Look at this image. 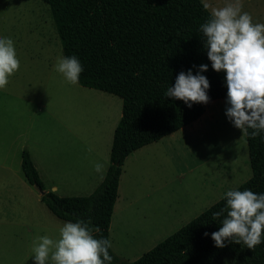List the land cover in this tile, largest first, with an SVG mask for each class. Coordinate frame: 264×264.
<instances>
[{"label":"rangeland","instance_id":"1","mask_svg":"<svg viewBox=\"0 0 264 264\" xmlns=\"http://www.w3.org/2000/svg\"><path fill=\"white\" fill-rule=\"evenodd\" d=\"M203 2L211 11L234 0ZM241 2L254 23H264V0ZM2 37L14 41L20 68L0 89V264H34V241L59 239V229L69 221L52 213L39 188L27 181L23 151L31 154L44 191L90 195L98 174L94 165L109 166L123 101L73 85L55 70L64 54L49 5L42 0H0ZM228 128L219 121L210 130L208 160L203 131L199 135L205 149L199 154L188 149V159L178 158L176 151L173 159L165 156L159 146L140 161L134 155L127 159L126 199L110 226L111 247L119 257L136 260L252 176L246 136ZM214 146L224 149L216 155Z\"/></svg>","mask_w":264,"mask_h":264},{"label":"trees","instance_id":"2","mask_svg":"<svg viewBox=\"0 0 264 264\" xmlns=\"http://www.w3.org/2000/svg\"><path fill=\"white\" fill-rule=\"evenodd\" d=\"M49 5L64 57L76 56L83 66L79 83L122 98V115L114 130L110 161L103 181L87 196H59L44 191L41 200L62 220L90 221L110 241V226L123 165L130 153L197 120L204 103L189 107L166 97L181 71L209 80V101L227 98L226 73L213 70L200 26L210 18L202 0H42ZM252 129H249L251 132ZM246 136L252 176L235 190L264 193V132ZM27 181L44 190L29 151L22 153ZM226 196L190 220L134 261L110 247L111 264H264V242L249 249L225 241L218 248L211 233L223 216ZM226 215V213H225ZM208 233L207 236L204 233ZM107 264V262H106Z\"/></svg>","mask_w":264,"mask_h":264},{"label":"clouds","instance_id":"3","mask_svg":"<svg viewBox=\"0 0 264 264\" xmlns=\"http://www.w3.org/2000/svg\"><path fill=\"white\" fill-rule=\"evenodd\" d=\"M202 3L206 10L210 8L209 3ZM242 9L241 0L212 7L200 31L213 70L226 73V116L242 134L255 138L264 132V23H254L251 14ZM19 68L14 41L0 38V89ZM207 68L201 64L196 74L191 69L181 71L165 96L183 100L189 107L193 103L207 104L210 83L201 74ZM55 70L75 85L84 69L76 56H61ZM94 170L102 173L104 165L96 163ZM225 196L226 206L212 214L213 220L224 217L219 230L211 233L215 246L223 248L227 240L255 249L264 242V193L231 189ZM100 231L90 221L66 222L59 229V239L42 236L34 241V264H111V242L94 236Z\"/></svg>","mask_w":264,"mask_h":264},{"label":"crops","instance_id":"4","mask_svg":"<svg viewBox=\"0 0 264 264\" xmlns=\"http://www.w3.org/2000/svg\"><path fill=\"white\" fill-rule=\"evenodd\" d=\"M227 98H221V99H216L209 101L207 104H204L205 111L204 113L195 121L192 123L180 128L179 130L170 133L160 140L147 144L132 153L128 155L126 158L124 165H123V171L120 177V183H119V188H118V197L116 200V203L114 205V212H113V217L116 214L117 210H121L122 206L121 203L126 199L125 192L123 190V181L124 177L126 174L125 171V163L127 162V159L131 156L134 155L136 156V161H140V157L143 156L144 154L148 153L149 151H154L157 146H159L165 153V156H170L172 159L174 158L175 154L174 151L177 152L178 158L181 159H188L189 154H188V149L192 148L194 150H198L199 152L203 151L204 145L200 137V132L203 131L205 134H207V148H208V153H207V160L210 159V142H209V132L210 130L213 129L214 125L217 124V122L221 121L223 124V128L226 129V125H229V128L227 131L234 132L236 128L231 121H229L228 117L226 116V107L228 106L227 103ZM222 116H225L223 118ZM236 144V142H235ZM233 146V145H232ZM215 150L216 155H219L220 152L224 149L223 146L221 148H218V146L213 147ZM204 153V152H203ZM152 157V155H150ZM110 161V159H109ZM148 163H152L151 161ZM147 164V162H146ZM108 166L105 165L104 163V170L102 173H98L96 176V179L90 184L88 190L89 192H93L94 189L103 181L105 174L107 172ZM219 169V168H218ZM145 172L148 174L150 169L146 167ZM54 190H57V186H53ZM132 201H128V205H130ZM134 204V202H133ZM112 223V221H111Z\"/></svg>","mask_w":264,"mask_h":264},{"label":"water","instance_id":"5","mask_svg":"<svg viewBox=\"0 0 264 264\" xmlns=\"http://www.w3.org/2000/svg\"><path fill=\"white\" fill-rule=\"evenodd\" d=\"M38 188H39V190H40V193H41V195L44 193V190L42 189V187H40V186H37Z\"/></svg>","mask_w":264,"mask_h":264}]
</instances>
